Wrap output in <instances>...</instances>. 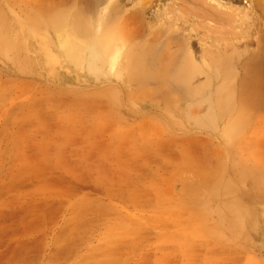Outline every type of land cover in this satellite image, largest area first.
Masks as SVG:
<instances>
[{"label": "rangeland", "instance_id": "374dc122", "mask_svg": "<svg viewBox=\"0 0 264 264\" xmlns=\"http://www.w3.org/2000/svg\"><path fill=\"white\" fill-rule=\"evenodd\" d=\"M250 1L237 24L187 17L192 33L179 0L144 14L146 33L160 27L150 10L179 19L181 55L190 41L196 74L173 94L196 105L191 120L154 86L101 80L61 57L68 30L44 25L51 10L93 16L106 2L0 0V264H264V0ZM240 29L249 42L238 49ZM202 52L238 83L224 115L210 113L209 87L186 94L206 83Z\"/></svg>", "mask_w": 264, "mask_h": 264}, {"label": "bare ground", "instance_id": "6f19581e", "mask_svg": "<svg viewBox=\"0 0 264 264\" xmlns=\"http://www.w3.org/2000/svg\"><path fill=\"white\" fill-rule=\"evenodd\" d=\"M102 1L106 2L107 6L105 8L103 7L93 16L86 15L87 11L81 6H77L74 9L54 6L55 8L51 10L52 13L47 17L46 21H44V25L52 26L55 29L65 26L68 30L67 34L60 37L59 52L61 57L65 61H75V63L84 66L88 71L94 73L96 78L101 80L116 79L120 84L125 86L131 85L137 88L139 86L145 87L141 92H145L147 87L150 89V87L153 88L154 86L157 92L163 93L161 101L165 104H169L168 107L172 112L178 111V114L181 116H190L192 120V118L196 116V105L188 106L186 103H182V100L179 101L178 97L173 94L175 92L173 88L177 85H189L194 74H196V67L193 65L195 59L191 50L188 48V44H190L188 38L187 51L185 50L181 55V43L177 38V34L179 33L178 30H174L178 28L174 26L179 19H170L165 11L150 10L149 14L155 18L154 20H160V27L159 29L146 33L149 25L144 14L148 12L152 2L156 0ZM179 1L181 2L180 7L183 9V12H181L182 14L178 13L179 16L182 15L185 19L187 17L190 19L193 17H198V19H211L213 22L219 24L223 22L237 24L239 20L250 19V8L253 5V2L250 0H242L241 3L243 6L239 5V3L228 6L226 2L221 0ZM120 2L130 3L131 8L122 9L119 5ZM50 9L51 6H48L41 10L45 12L42 14L48 15ZM228 9L232 11L228 12ZM187 19H183L184 21L180 20L179 23L181 22L182 29H187L188 33H192L194 28L190 27L189 23H187ZM39 23L40 22L35 23L37 24V29L39 27L38 25H40ZM203 27L208 34L212 33L211 30L216 32L221 31V29L217 27L214 29L207 22ZM240 30L241 33L235 37L237 38V42H233L238 49L241 47L245 48L249 42L247 30ZM243 34H245V36L243 41H241L240 37ZM162 36H164V44L161 49H158L154 45ZM138 38H143V40H138ZM223 43V49L226 50L228 42L224 41ZM180 56L183 62L173 68L172 65L179 60ZM201 59L204 63V69H206L208 73L206 83L200 84V86L194 88H188L186 94L192 95L194 92L201 91L202 89L205 90L204 86L209 87L211 91L204 95L203 99L209 101L211 108L210 113L214 116L224 115L230 108L229 101L231 97L235 92L237 95L239 94L236 85L237 82L235 83L234 81V75L224 77L225 72L228 70L226 71V62L223 57L211 56V54L209 55L202 52ZM148 89L147 91H149ZM152 106H154V104ZM234 126L232 129L235 131L240 129H235ZM232 129H228L227 126L224 128L226 133H232ZM237 141L235 137L234 139L229 137L224 144L228 146L230 150L236 149V147H238ZM234 175L236 180L241 176L238 172Z\"/></svg>", "mask_w": 264, "mask_h": 264}]
</instances>
